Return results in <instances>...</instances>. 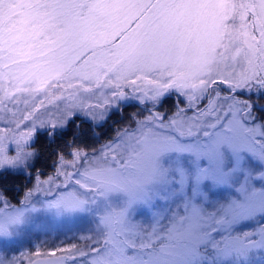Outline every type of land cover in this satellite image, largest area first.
I'll return each instance as SVG.
<instances>
[{
  "label": "snow or ice",
  "instance_id": "1",
  "mask_svg": "<svg viewBox=\"0 0 264 264\" xmlns=\"http://www.w3.org/2000/svg\"><path fill=\"white\" fill-rule=\"evenodd\" d=\"M0 69V110L14 117L7 105L18 102V92L48 95L55 89L60 95L53 98L65 101L54 117L36 115L41 100L11 121L17 129L31 121L28 131L12 137L15 155L5 147L13 130L0 129V170L25 167L36 155L27 146L37 124L50 127L53 135L77 111L103 120L105 112L96 109L111 103L104 89L112 98L126 99L123 88L129 86L141 92L143 102L158 101L174 88L187 96L189 108L207 99L192 116L178 109L167 122L160 113L137 120L134 130L118 132L98 156L89 158L78 147L71 149V160L59 154L56 174L37 176L22 207L0 196L2 238L12 237L26 214L38 211L32 202L36 193L53 197L43 206L57 215L91 206L97 211V236L81 237L90 242L88 251L73 244L11 260L0 257V264H75L77 257L87 258L82 264H245L253 249H264V228L237 230L264 215V187L249 185L251 173L234 198L211 211L200 188L205 180L228 183L243 153L264 164V123L249 125L255 119L252 104L221 97L212 87L219 81L236 92L255 82L264 89V0H0ZM94 88L103 103L92 104L80 94ZM185 156L194 171L184 166ZM256 179L264 182V171ZM177 198L182 206L170 216L157 208V202ZM138 207L152 210L150 230L133 221ZM41 255L46 259H32Z\"/></svg>",
  "mask_w": 264,
  "mask_h": 264
},
{
  "label": "rangeland",
  "instance_id": "2",
  "mask_svg": "<svg viewBox=\"0 0 264 264\" xmlns=\"http://www.w3.org/2000/svg\"><path fill=\"white\" fill-rule=\"evenodd\" d=\"M0 71H3V69H0ZM3 83L7 85V81H3ZM148 87L150 86L144 84L141 85V88ZM212 87L216 92L220 93L221 97L234 96L236 100H247L252 104L251 116L255 119L248 121L249 125L264 123L259 118L260 115L264 114V105L259 106L257 108L258 111H255L253 109L255 106H258L253 102V100L256 99V96L260 91L264 90L259 89V86L256 85L255 82H252L247 87L237 89L236 92H231L227 84L220 83L219 81ZM123 90L127 94L126 99L112 98L110 95H108L109 89H104L103 91L107 98L111 100V103L105 105L104 108L96 109V112L104 111L105 117H107V114L110 111L114 110V108L119 109L121 104L135 102L138 104L139 109L137 111H133V113L131 114V118L133 120L131 124L132 126H129L128 121L124 126L115 130L116 135L114 138L101 143L95 148H89L88 150L83 149L89 154V158H91L93 155L98 156V150H100L102 146L108 144L109 142H115L118 132L122 131L125 128L134 130L137 127V120H143L145 117L153 113H160L164 116V121L167 122V120L172 117L178 111V109H185L184 115L192 116L196 112V108H203L207 104V99L197 100L195 102V107L189 108L187 96L182 95L174 88L165 91L158 101L145 99L143 102H141V100L139 99V97L141 96V92L135 91L132 87L129 86H125ZM80 94L84 97H87L88 101L92 104L103 103V99L99 98L100 90L98 89L94 88L92 93H84L81 90ZM15 95L16 97H18V102L16 104L8 103L7 105L8 108L12 110V112H15V117L11 112L0 110V129L11 128L13 130L12 133L6 134L7 139L5 140V147L7 149L8 155H15L16 145L12 139L13 135L19 132H26L31 126V121H24L23 123H21L19 129H17L15 124L11 122L13 119H18L26 111H31L34 106H39L41 100H43L44 106L40 108L39 112H37L36 115L40 116L41 118H47V114L51 113L54 117L55 115H57L58 110L63 108L65 103L64 100H56L53 98L54 96L60 95V92L56 91L55 89L50 90L48 95H46L44 92H18L15 93ZM66 95L67 93H65V96ZM167 96L170 97L173 101L172 111H170L171 108H169V110L165 108V97ZM25 101H27V104H25ZM2 108L3 106L0 105V109ZM74 117H79L82 120H86L94 125L101 124L105 119L104 118L103 120L94 121L91 116L86 115L83 111H77ZM111 121L112 120H110L109 123H111ZM42 129L52 130L47 125L45 127H40L39 124H37L35 132L41 131ZM209 131L213 130L209 129ZM35 132L33 133L31 140L29 141L27 150L33 151L30 145L32 143ZM201 138L203 139V137ZM242 155L244 156V159L239 165V170L232 173L228 177V183L214 184L210 180H205L201 183L200 188L208 195V200L207 202H205V206L208 207L209 211L212 210V207L220 203H226L228 200L234 198L236 196L235 189L239 187L240 184H243L245 182V175H247L248 173H251V176L248 180L249 185L256 188L264 187V182L256 179V176H258L261 171H264V164H261V162L251 156L250 153H243ZM65 159L71 160L72 156L69 154L67 157H65ZM32 160L33 157L28 161L27 166L25 167L17 169H10L6 167L5 169L0 171L21 172L26 174L29 172L28 167L31 165ZM182 160L186 168L194 171V165H191L188 162V157H182ZM226 163L231 165V160L229 159ZM201 164L206 165L207 162L202 161ZM57 167H59L58 158L56 160L54 170L51 173L45 176H40L34 173L32 175L31 181L29 182V185H27V187H25L21 192V196L16 201V203H11L4 197L3 198L13 205L22 207L21 201L24 199V195L29 189L35 188L37 183V176H39L41 180L47 179L48 176H54L56 174ZM59 179L62 180L63 178L60 177ZM191 183L192 182H190L189 186L185 189L189 194ZM44 187L48 186L45 185ZM0 196L2 195L0 194ZM52 198L53 197L51 196H45L42 192L36 193L32 197V202L35 204L38 211L27 213L24 224L15 229L12 237H0V257L11 260L13 257L19 258L21 253H25L30 256L37 250H39L41 253H45L53 251L56 248H68L73 244H76L83 250L88 251V249L85 247V244L90 242L82 240L81 237L97 236L96 207L91 206L92 210L86 212L57 215L55 210H49L43 206L44 201ZM181 206L182 201L179 198H177L175 201H169L167 204L157 202V208L164 210V215L166 217L170 216L172 212L178 211ZM132 219L135 223H138L146 229L150 230L149 226L153 223L152 210L145 207H138L133 213ZM168 223V219H164L161 221V224L164 226H167ZM261 228H264V215L261 214H257L251 220L245 221L237 226V230L240 232L249 231L259 233ZM32 259L45 260L46 258L41 255L40 257L33 256ZM249 259L251 261L249 262L248 260L245 262V264H264V249H253L249 254ZM86 260L87 258L77 257L75 264H82V262H86ZM22 264H28V261L24 260ZM68 264H73V262L69 261Z\"/></svg>",
  "mask_w": 264,
  "mask_h": 264
},
{
  "label": "trees",
  "instance_id": "3",
  "mask_svg": "<svg viewBox=\"0 0 264 264\" xmlns=\"http://www.w3.org/2000/svg\"><path fill=\"white\" fill-rule=\"evenodd\" d=\"M165 98V108L167 110L171 108L170 111H172V99L168 96ZM253 102L258 105L253 109L258 111L257 108L264 105V90L258 93ZM138 109L139 106L135 102L121 104L119 109L114 108L110 111L99 125L91 124L79 117H73L67 127L57 128L53 135H50L52 132L50 129L36 131L30 145L36 155L28 167L29 172L24 174L0 171V194L11 203H16L21 192L29 185L34 173L40 176L51 173L54 170L58 155L61 153L67 157L73 148L88 150L114 138L115 130L124 126L126 122L129 121V126H132L131 114ZM259 118L264 122V114L260 115ZM110 120H112L111 123H109Z\"/></svg>",
  "mask_w": 264,
  "mask_h": 264
},
{
  "label": "water",
  "instance_id": "4",
  "mask_svg": "<svg viewBox=\"0 0 264 264\" xmlns=\"http://www.w3.org/2000/svg\"><path fill=\"white\" fill-rule=\"evenodd\" d=\"M41 261H43V260H41Z\"/></svg>",
  "mask_w": 264,
  "mask_h": 264
}]
</instances>
